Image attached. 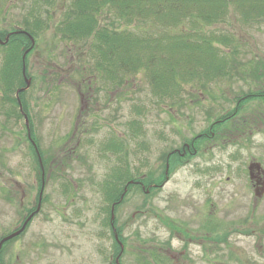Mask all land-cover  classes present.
Instances as JSON below:
<instances>
[{
    "label": "rangeland",
    "instance_id": "rangeland-1",
    "mask_svg": "<svg viewBox=\"0 0 264 264\" xmlns=\"http://www.w3.org/2000/svg\"><path fill=\"white\" fill-rule=\"evenodd\" d=\"M68 3L69 0H56L45 13V7H35L32 0H13L9 18L0 20V27L5 26L3 23L20 27L34 6L30 22L39 18L42 23L35 33L34 49L27 58L32 82L24 99L29 106L30 130L38 141L37 149L46 163L48 176L45 202L38 216L24 233L3 245L1 259L5 264H70L68 257L60 259L56 253L57 212L65 207L70 215L71 208L79 209L80 203L74 204L70 197L58 192L63 182L88 183L81 184L82 189L75 197L89 198L88 216L92 217L104 205L100 203H105L101 185L113 167L127 163L134 176L150 173L152 178H157L164 172L166 153L179 149L187 139L205 130L214 116L231 110L237 95L257 87L264 89V21L246 25L236 20L237 14L231 8L225 22L207 29L229 33L239 42V52L234 56L238 71H229L230 60L225 66L229 77L204 83V94L192 93L199 102L189 101L193 85L186 87L184 103L171 108L169 98L160 101L150 93L142 73L132 77L128 90L122 87L120 94L117 88L105 90L101 79L90 68L84 70L88 57L78 52L85 47L76 51V46L61 40L55 32ZM4 17L0 8V18ZM81 70L83 81L77 75ZM242 73L246 74L245 80L239 76ZM73 78L84 82L81 90H86V83L90 81L88 93L80 95V86L73 83ZM200 83L203 79L198 80L197 89L201 88ZM82 105L85 108L82 113L87 108L94 124L83 138L84 146L81 143L70 154L69 150L77 142V138L70 136ZM245 111H259L261 116L253 132L246 133L248 137L235 134L230 140L218 141L216 151H210L209 146L202 148L200 154L188 161L175 163L162 188L147 194L132 190L126 195L116 212L126 241L125 264L168 262L167 246L175 252H167L169 259L177 264H264V194L261 198L254 196L247 176L251 160L259 162L264 169V102L251 101ZM245 111L243 116L251 114ZM133 120L141 128L135 133L128 125ZM23 124L20 118L4 124L0 116V237L21 223L38 195L35 157L25 142ZM111 134L122 138L125 154L120 151L105 156L101 146ZM214 164L220 166L216 172L212 169ZM191 220L196 222L193 224ZM167 221L182 227L196 241L189 244L181 234L174 238L169 225H165ZM189 221L192 224L188 225ZM70 222L74 223L72 219ZM200 223L205 228L212 227L213 232L204 230L198 235ZM78 226V221L71 226L63 224L66 232L73 233ZM224 233L227 239L215 242L213 236ZM198 236L202 241L197 240ZM183 248L186 252L180 253ZM76 249L85 253L86 245L78 243ZM152 249L160 254L158 262L151 257L144 261L142 257H148Z\"/></svg>",
    "mask_w": 264,
    "mask_h": 264
},
{
    "label": "trees",
    "instance_id": "trees-1",
    "mask_svg": "<svg viewBox=\"0 0 264 264\" xmlns=\"http://www.w3.org/2000/svg\"><path fill=\"white\" fill-rule=\"evenodd\" d=\"M55 2L56 0H32V5L38 8L44 6V12L48 13L47 7L54 5ZM231 8L234 15L237 14L236 20L246 25L264 21V0H69L61 22L55 27V32L61 40H67L76 46V51L85 47L84 51L78 52L79 55L85 53L88 57V66H84V70L88 69L89 71L90 68L94 76L101 79L105 90L118 89L119 86H123V88L126 86L128 90L130 79L142 73L147 79L150 93L160 101L169 98L170 107L173 108L177 103L178 105L184 103L183 94L186 93V87L194 85L193 92L189 91L192 99L189 101H194L195 104L199 100L192 93L204 94L206 92L204 83L229 77L230 73L225 71V66L230 60L229 65L232 66H229V71L236 70L234 56L239 52V42L229 33L216 30L208 31L207 29L225 22ZM31 11L24 17L21 27L25 33L27 32L26 34L34 39L36 30L42 27V23L39 18L32 19L33 21L30 22V18H33ZM30 46V38L19 33L11 34L8 42L1 47L2 52L6 55L2 56L0 64V92L6 100L0 104L8 105L7 115L11 113L15 118L20 119L22 117L18 105L22 106V110L28 118L30 116L24 99L29 88L19 92L16 97L17 90L26 85L21 75V55ZM31 51L29 50L28 53ZM27 58L28 56L25 59L26 68L28 67ZM90 64L92 65L90 66ZM77 72L79 79L83 81V71ZM239 76L243 80L246 79V74L242 73ZM27 77L31 78L29 73H27ZM96 78L94 77V80ZM199 79H203V83H200L201 88L197 89ZM73 80V83L80 86L84 84L82 81H75L74 78ZM73 80L71 79V81ZM89 82L86 83V87ZM245 94L244 98L237 99V101L259 100L264 102V89L260 87L249 90ZM238 113L239 108L234 107L230 113L218 117L222 118L221 121L213 124L219 125L224 132L230 129L229 120L235 118ZM128 125L133 133L141 129L136 120L129 122ZM235 125V123L231 125V129ZM29 126L31 129L30 122ZM199 134L187 141H199L204 137ZM30 135L38 146V141L32 130H30ZM109 142L104 146L103 151L105 149L115 152V154L122 151L125 154L124 147L122 150L118 143L111 140ZM182 146L178 149L180 153L183 152ZM30 149L35 157L36 178L39 184L41 166L32 145H30ZM176 151L172 149L164 156V171L166 163L171 170L175 163L179 164L184 157H189L187 153L182 158ZM42 164L45 168L46 163L43 158ZM130 169L131 166L126 163V166L124 164L116 168L113 167L112 173L106 175L101 187L104 196L109 199V203L117 201L125 188L124 200L132 190H140L145 194H147L146 190L148 193L153 192L155 188H152V184L161 183L164 178L163 174L152 178L148 175L150 173L134 176ZM134 180L142 181V184L145 185L144 190L133 184ZM30 211L29 209L28 212ZM10 233L11 231L3 234L0 240ZM226 236L224 233L213 236V239L225 241ZM116 249L118 250V247ZM1 255L2 249L0 264H5ZM157 256L160 254L153 250L148 257L142 258L145 261L151 257L152 261L156 262L159 260ZM159 261L161 263V260Z\"/></svg>",
    "mask_w": 264,
    "mask_h": 264
},
{
    "label": "flooded vegetation",
    "instance_id": "flooded-vegetation-1",
    "mask_svg": "<svg viewBox=\"0 0 264 264\" xmlns=\"http://www.w3.org/2000/svg\"><path fill=\"white\" fill-rule=\"evenodd\" d=\"M12 2H13V0H0V8L3 10V13L5 14V17L0 18V20L9 18V10L12 8L11 7ZM3 4H4V7L2 8ZM3 24L5 26L0 27V46H4L8 42L11 34H19L20 33V34H23L29 38V35L26 34L27 32L25 33V31L22 29L23 27L14 26V25L9 24V23H3ZM33 49H34V47H33ZM33 49H31V50L33 51ZM30 54H31V52L26 53V54L23 53L21 56H29ZM5 55L6 54L0 53V56H5ZM25 72H26V76H27L28 68H26V66H25ZM21 75H22V69H21ZM78 86H80V85H78ZM122 87L123 86H121V87L119 86V88H118L119 94L121 93ZM89 89H91L90 88V82H89L88 87L86 88V91L81 90L79 88L78 92L81 95V93H83V92L88 93ZM248 92L249 91H247V93ZM104 93H105V91H104ZM245 95H246L245 93L242 95H237L235 97V103H234L233 107L231 108V110L225 112V113H230L234 109V107H236V109L239 108L238 115L235 118L229 120V122H228L230 124V129L222 132V129H221V127H219V125L213 124V123H216L218 121H221L222 118L221 117L218 118V117L220 115L221 116L224 115L225 113L219 114L217 116H214L215 118L208 125V127L199 134L201 136H204L203 138H201L199 141L190 140V141H186V142L182 143V145H183L182 146V149H183L182 153H180V151L178 149H174V150H177L176 153L179 154L182 158L184 157V154L188 153L189 157H184L181 160V163L186 162L190 158H193L194 156L200 154L202 148L206 149V147L209 146L208 148L211 149L210 151H212V150L216 151L215 148L218 147L217 146L218 141H224V139L230 140L232 137H235V134H236V136L237 135L238 136L243 135L246 137L247 132H249V133L253 132L254 124H255L256 120H260L261 116H260L259 111H257L256 113H251V112L245 111V107L251 101H247V100L237 101V99L244 98ZM5 100H6L5 96L0 92V102L5 101ZM79 102L80 103L83 102L81 96H80ZM26 106H27V110L29 112V106H28L27 102H26ZM8 109H9L8 105H6V104L1 105L0 104L1 122L4 121V124L5 123L9 124V123H11L12 119L19 120V118H15V116H13L11 113H9V115H7L6 113H8ZM83 109H85V108L82 105L81 109L78 111L79 115L76 117L74 129H73V132L70 136L71 138H73V137L77 138L76 146H73V148H71L69 150L70 154H73L75 152L77 146H79L81 143L84 146L85 142H84L83 138L85 136H87L89 134L90 130L93 128L94 122H93V120H90L91 118L88 117L90 115L89 111H87L88 109L86 108V112L82 113ZM243 110L247 114L248 113L249 114L251 113V114L249 116H243V114H245ZM19 112H20L21 117H22L21 120H23V123H24L23 124V127H24L23 136H24V139H25L27 146L30 147V145H32L31 141H30V132L28 131V127L25 124V116L27 118H28V116L25 112H23L22 106L19 107ZM28 121H29V118H28ZM95 122H96V120H95ZM234 123L236 125L234 128L231 129V125H233ZM6 137H7V134H6ZM121 139L122 138L120 136H117L115 138V136L113 134L109 135V137L106 139V142L102 143V146H101L102 151H103L104 146H106L108 143H110L109 142L110 140L115 142V143H118L119 148H122L123 145L121 143ZM32 147H33V145H32ZM104 151L103 152L106 154L105 156H108L107 155L108 153L112 154V155L115 153V152L107 151L105 149H104ZM39 153L41 155V152H39ZM191 154H193V155H191ZM168 159H169V156H168ZM41 160H42V158H41ZM254 162H256V161L251 160L249 165L247 166V176H248L250 186H252L254 196L256 198H261V196L264 194V190H261V188H262L261 185L264 182V169L261 166L259 168H256L255 166H253L252 169L249 170L250 165H255ZM256 163H259V162H256ZM40 166H41L40 178H41V180H42V177L44 178V189H43L40 209L36 214H34L28 220L24 230L19 235H17L16 237H18L22 233H24V231L27 229V227L31 223V221L36 216H38V214L41 210V206L45 202V197L43 198V195H44V191H45V182L48 180V176L45 175V168L43 167V164H41ZM219 168H220L219 165L214 164L212 166V169L214 172L218 171ZM210 169L211 168H209V170ZM168 175H169V165L167 164L166 170L163 172L164 178H163L162 182L152 184V188H155V190L162 188L164 186V184L168 181V178H169ZM72 182H73L72 185H70L69 182H67V183L63 182L59 188L60 190L58 191L60 193H63V195L65 194L67 197H70L71 202H73V203L79 202L80 203V205L78 206L79 209L78 208H76V209L71 208V214L70 215L66 212L65 207H62L60 210H58L59 212H57V216H58L57 221H58L59 229H58L57 236H56V244H55L56 248L55 249L57 250L56 253L59 254V258L62 259L63 257L64 258L68 257V259H70V261H69L70 264H125V255H126L125 244H126V241H125L123 231L120 228V224H118L119 219L116 217L117 216L116 212L119 211L122 203L124 202V196L122 198L120 197L117 201H112L110 203H109V199L107 197L103 196L105 203L101 202L100 204H104V205L99 206L97 208L96 214L92 215V217H89L88 216L89 205H90L89 204L90 203L89 198L87 196H83L79 199H78V197L77 198L75 197L76 194H79L80 189H82L81 184L83 182H78V181H72ZM41 184L42 183L40 181V183L38 184V195H37L34 207L30 208L31 211L28 212L27 214H25L21 223L16 228H13V230H11V233L19 230L22 227V225L24 224V222L26 221V219L36 209ZM133 184L140 186L143 190L145 188V185H143L142 181H140V180H134ZM83 185H88V183L85 182V183H83ZM145 192L148 193V190H146ZM257 192L258 193L262 192V194L260 196H256ZM204 204H206V202ZM209 205H211V203H209ZM197 210H199V209H197ZM111 212H113V215H114L113 219H111ZM199 212H201V211H199ZM71 215L75 216V219H73ZM83 215L85 218L83 217ZM67 216L70 217V219H68V221H67ZM71 219H72V221H74V223L70 222ZM77 221H78V225H79L77 228V231H75L73 233L71 231L66 232L64 230L63 224L71 226V224H76ZM157 221H160V220H157ZM191 221H194V220H191ZM191 221L187 222V224L188 225L192 224ZM195 222L196 221H194L193 224ZM165 225H169L170 229L174 233V238L176 237V235L181 234L182 237L184 238V240H187L189 242V244L191 242L196 241L195 237H191L190 234L187 233L185 230H183L182 227L175 225L173 223H170L169 221H167V223H165ZM198 227L200 228V229H198V235H201L200 233H203L204 230H206V232H208V233L213 232V228L208 226V225L206 226L207 228H205V225L200 223L198 225ZM204 235H206V234H204ZM215 236H218V235H215ZM227 237H228V235L226 236V239H227ZM197 240L202 241L200 239V236H198ZM215 242H221V241L217 240ZM78 243L80 245H86V252L85 253H83V251H81V250L77 251L76 247H77ZM185 245L186 244L184 242L183 247ZM116 247H118V250L116 249ZM164 250H165V248H163V252H164ZM160 252H161V250H160ZM167 252L175 253L173 250H171L170 246H167V248L165 250V254H166L168 259H169V257L167 255L168 254ZM185 252H186L185 248H183L180 251V253H185ZM16 259H18L17 256H16ZM60 262H61V260H60ZM175 262L176 261H173V259L170 258L168 260V262L167 261L164 263L161 262L159 264H177Z\"/></svg>",
    "mask_w": 264,
    "mask_h": 264
},
{
    "label": "water",
    "instance_id": "water-1",
    "mask_svg": "<svg viewBox=\"0 0 264 264\" xmlns=\"http://www.w3.org/2000/svg\"><path fill=\"white\" fill-rule=\"evenodd\" d=\"M31 38V37H30ZM34 45V41H33V39L31 38V47ZM28 51V50H27ZM26 51V52H27ZM25 52V53H26ZM23 61H24V56H23ZM24 70V69H23ZM23 74H24V71H23ZM25 82H26V86H25V88H23V89H27L28 87H29V85H30V79H25ZM23 89H21V90H23ZM21 90H19V91H21ZM25 122H26V125L28 126V119L25 117ZM36 152H37V150H36ZM40 160V159H39ZM253 166H255L256 168H259L260 167V164H258V163H255V165H250V169L249 170H251L252 169V167ZM261 190H264V182H263V184L261 185ZM41 192H42V190H41ZM40 192V193H41ZM262 194V192L261 193H256V196H260ZM122 197V196H121ZM40 201H41V194L39 195V200H38V204H37V208L35 209V211L26 219V221L24 222V224L22 225V227L19 229V230H17V231H15V232H13V233H11V234H9V235H7L6 237H4L3 239H1L0 240V249H1V246H2V244L4 243V242H6L7 240H9V239H11V238H13V237H15V236H17V235H19L23 230H24V228H25V226H26V224H27V222H28V220L35 214V213H37L38 211H39V208H40ZM113 212H111V218L113 219Z\"/></svg>",
    "mask_w": 264,
    "mask_h": 264
}]
</instances>
